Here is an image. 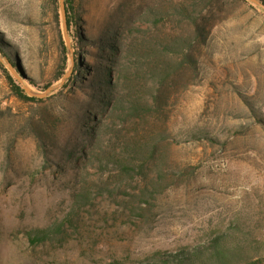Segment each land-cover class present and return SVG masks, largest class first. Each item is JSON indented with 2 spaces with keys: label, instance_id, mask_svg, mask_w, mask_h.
Instances as JSON below:
<instances>
[{
  "label": "rangeland",
  "instance_id": "obj_1",
  "mask_svg": "<svg viewBox=\"0 0 264 264\" xmlns=\"http://www.w3.org/2000/svg\"><path fill=\"white\" fill-rule=\"evenodd\" d=\"M76 3L83 22L70 49L53 0H0V264H137L235 224L248 254L264 257V8L249 0ZM182 3L206 28L185 48L192 64L174 42L192 34L172 14ZM106 35L123 41L128 80L94 39ZM154 57L169 77L153 91L150 72L137 66ZM76 59L91 72L42 100L21 99L7 78L9 62L43 93L71 76ZM105 65L122 88L158 97L148 115L125 117L114 100L107 105L113 93L91 87ZM139 143L156 145L159 165L132 176L101 167L100 158ZM82 194L88 202L78 205ZM55 221L64 222L61 234L29 242L28 230Z\"/></svg>",
  "mask_w": 264,
  "mask_h": 264
},
{
  "label": "trees",
  "instance_id": "obj_2",
  "mask_svg": "<svg viewBox=\"0 0 264 264\" xmlns=\"http://www.w3.org/2000/svg\"><path fill=\"white\" fill-rule=\"evenodd\" d=\"M264 2V0H261ZM53 4L56 6V16L57 22H61L60 14V3L59 0H53ZM66 8L68 14V24H69V33L73 36V28L80 26L83 22L82 15L84 14L81 9L78 7L76 0H66ZM174 12L172 14L180 16L184 21L191 25L192 34L187 36H176L174 39L175 46L183 48V54L186 53L185 48H192L194 41L204 35L205 26L201 24L199 17L196 14V11H192L188 5L182 3L181 5L173 8ZM161 15L160 13H158ZM163 20V17H161ZM159 22V21H158ZM85 33H80V38L88 39ZM190 34V33H189ZM195 37V38H194ZM90 38V37H89ZM94 39L101 44V49L106 59V62L115 63L116 68H119L124 74L123 78L130 75L129 70L131 69L130 65L125 64L121 67V58L125 53V46L121 39L110 40L107 38V35L104 37H94ZM187 43L188 45H184ZM187 49V50H189ZM11 57V56H10ZM185 59L187 62L192 64L194 61V56L192 54L186 53ZM84 61V59H82ZM13 66L19 69L13 59L10 58ZM77 61V59H76ZM116 61V62H115ZM120 66V67H119ZM143 70L147 69L150 72L151 79H145V84H148L150 89L158 88L159 85L163 84L167 78L166 70L163 68L162 63L157 60L155 57L149 59L148 62L142 63L141 66H137ZM6 69V68H5ZM22 71V69H20ZM83 70L87 74L91 72L90 65L87 63H76L75 69L72 72L71 76L66 80V82L61 86V88L68 87L69 83L75 78V74L78 77L84 78ZM7 78L15 91V93L21 98L26 100H42L39 97L31 96L28 91L23 87L14 76L6 69ZM90 71V72H89ZM79 72V73H78ZM66 71L63 72V75ZM22 77L27 83H31L33 79H30L27 74L22 72ZM62 77V76H61ZM59 77V78H61ZM91 87L95 91H99L102 95L107 93H113L114 99L107 102V105L111 104L112 100L115 101L116 109L123 114L125 117H136V116H145L148 115L154 109V103L158 101V97H155L154 100L150 98L136 96V93L133 92L134 89L131 87L122 88L121 83L114 81L112 76L111 67L108 65L101 66L99 72L94 75L93 78L89 79ZM35 81H32L34 83ZM51 86V85H50ZM49 86V87H50ZM48 88V87H47ZM117 91V92H116ZM154 91V90H153ZM116 93V96L114 95ZM154 101V103L152 102ZM4 114V111L1 109L0 105V115ZM100 120V119H99ZM97 122V117H95ZM199 137L200 135L194 134ZM126 151H123L122 154L117 156H109L106 158H100L101 167L108 168L111 164H114L119 168L122 174L127 176H132L134 172L140 168L144 170L149 164H158L159 159H156V145L154 143H139L138 146H126ZM91 152H95V146L92 145L90 148ZM161 161V159H160ZM76 204H87L88 196L87 195H78ZM87 199V200H86ZM64 222H54L46 227H39L30 229L27 231V237L29 242L32 245L42 244L57 234L63 232ZM248 238L246 233L243 230V227L239 224L229 226L227 229L219 228L209 234L205 241L191 247L180 248L176 251H155L147 255L144 259H141L137 264H262L264 262V257H256L254 255H249V251L246 249V243ZM248 246V244H247ZM119 263V262H118ZM101 264V263H99ZM114 264V263H108ZM125 264V263H120Z\"/></svg>",
  "mask_w": 264,
  "mask_h": 264
},
{
  "label": "water",
  "instance_id": "obj_3",
  "mask_svg": "<svg viewBox=\"0 0 264 264\" xmlns=\"http://www.w3.org/2000/svg\"><path fill=\"white\" fill-rule=\"evenodd\" d=\"M252 1L254 3L259 4L261 7L264 8V2H262L261 0H249ZM60 3V9H61V15H62V19H63V29H64V34L68 43V47L71 49V44H70V34H69V24H68V14H67V8H66V0H59ZM0 58H2V56L0 55ZM9 68L12 70L14 76L19 80V82L21 84H24L23 79L16 73V71L14 70L13 66L8 62L7 63ZM71 71L67 72L65 74V76L63 77L62 81L60 84H56V85H52L50 87H48L43 93H34L32 92L28 87H26V85L24 84L25 89L28 91V93L31 96H36V97H46L48 96L52 91H54L56 88L62 86L66 80L68 79V77L70 76Z\"/></svg>",
  "mask_w": 264,
  "mask_h": 264
}]
</instances>
